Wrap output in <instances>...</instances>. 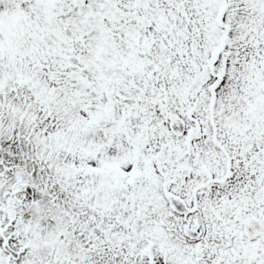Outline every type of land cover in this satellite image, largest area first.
I'll list each match as a JSON object with an SVG mask.
<instances>
[{
	"label": "snow or ice",
	"instance_id": "6c2138e0",
	"mask_svg": "<svg viewBox=\"0 0 264 264\" xmlns=\"http://www.w3.org/2000/svg\"><path fill=\"white\" fill-rule=\"evenodd\" d=\"M0 264H264V0H0Z\"/></svg>",
	"mask_w": 264,
	"mask_h": 264
}]
</instances>
